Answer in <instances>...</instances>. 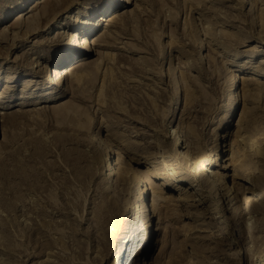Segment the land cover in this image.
I'll return each instance as SVG.
<instances>
[{
	"label": "rangeland",
	"instance_id": "obj_1",
	"mask_svg": "<svg viewBox=\"0 0 264 264\" xmlns=\"http://www.w3.org/2000/svg\"><path fill=\"white\" fill-rule=\"evenodd\" d=\"M21 1L0 0V117L25 115L12 134L0 122V143L9 138L0 148V264H112L120 251L123 262L132 253L134 264H264V158L254 151L264 127V0H115L128 21L117 17L107 31L102 25L96 37L106 31L111 44L98 42L87 55L80 72L87 80L79 88L73 78L45 103L43 92H54L46 57L71 44L69 25L101 0H68L49 29L14 41L41 16L30 13L11 28L20 10L12 3ZM237 70L244 79L228 95L227 78ZM173 83L183 88L179 110ZM173 127L183 141L169 149ZM225 143L231 151L213 170L229 190L213 181L204 197L195 155L213 156ZM150 153L156 161L141 165ZM139 167L148 168L154 188L146 199L160 228L143 257H135L140 194L130 170ZM244 195L252 205L235 218L229 210Z\"/></svg>",
	"mask_w": 264,
	"mask_h": 264
},
{
	"label": "bare ground",
	"instance_id": "obj_2",
	"mask_svg": "<svg viewBox=\"0 0 264 264\" xmlns=\"http://www.w3.org/2000/svg\"><path fill=\"white\" fill-rule=\"evenodd\" d=\"M28 1L29 0H22L19 3L18 2H13L12 3V4H14V8L16 10L17 9L18 10L20 9V10L15 14L14 17H16V18H14V20L12 21V25L10 27L13 28V29L19 28L20 25L22 24L23 20L26 18V16H28V14L30 15V13L34 14V12L39 11L41 16L38 19V21H36V23L34 25L30 26L29 29H27L25 32L21 33V36L20 35H17V36L15 35L13 37L14 41H16L15 39H17L19 37L24 39L28 35H32V34L36 33V31H40L44 24H46L45 26H48L47 28L49 29L50 26H52V24H54L53 22L50 23V21H56L55 17L58 14L57 13V9L58 10H61L63 8L66 9V7H69V4H70L69 2L71 0H69V2H68V0H33L32 3H30L28 6H26V3ZM118 1L121 2V3H124V4H129V3L131 4L133 2V0H118ZM118 1H115V0H101L99 5H95L97 8H95L92 13H90L88 15H84L82 13V15H83L82 19L78 17V18H76L75 22L73 21V24L69 25V32L71 31V34L68 33V35H69V37L70 36L72 37L71 44H69V46L67 48H64V46H63V48H61V50H60V52H61L60 54L55 55V56L46 57V60H47L48 64L53 66V69L51 70V75L48 78H49V83L54 87L53 88L54 92H51V91L43 92V96H45L46 98L43 99L42 102L45 103V102L52 101L53 97H57V96H54L53 93H55L56 91L58 92L61 89H63L64 86H65V83L66 82H70L73 78H75V80H77L75 82V84H73L76 87H79L82 81L87 80V76H83V74L80 73L84 68L88 67L89 64H90L89 60L87 58V55L92 53V51L94 50V46H96L98 42H103L102 45H104V46L105 45L106 46L109 45V44H107L109 42V40H108V34L106 33V31L108 30V28L110 26H112V24H114V22L116 21L115 19L117 17L121 16V18H122V16H123L122 19L124 21L127 20L130 17V14H128V13L126 15H122V12H121L122 9L121 10L119 9V7H122V4H120ZM71 2H73V1H71ZM13 9H11V12H9V14H7V15H11L12 12L15 10V9L14 10ZM50 17H52V18H50ZM117 20H118V18H117ZM58 23L60 25V21ZM58 23H57V25H58ZM59 25H58V27H59ZM102 25H104V28H105L106 31H102L104 33L103 34L101 33V35H99V37H96L98 29L100 27H102ZM121 28H123V30H124L125 27H121ZM121 28H120V30H121ZM61 33L64 34L65 31H63ZM1 34H3V36H5L6 39L8 38V34H5V33H1ZM59 38L60 37H58L57 40H54V42L57 43V44H55V46L56 45L60 46ZM77 41H78V43L76 44ZM74 42H75V45H76L75 49L73 47L74 46ZM44 75H45V73H44ZM243 76H244V73L242 71H240V70L233 71V72H231L229 74V76L227 78V93H228V95H231V92H233V91L235 92V91L238 90L239 84H240V79H242V78L244 79ZM16 81H17L16 78H12L11 80H7V83H16ZM243 81L245 82V80H243ZM173 82H175V81L173 80ZM178 83L175 86H174V83H173V95L175 96V101H177L173 105H176L175 108L179 110L181 108V106H179L180 105L179 104V100H182V89L183 88ZM246 87H248L247 84H246ZM246 87L244 89L246 91H243V92L244 93L248 92L250 94V92H249L250 90L248 88L246 89ZM34 90H36V89H34ZM22 91H26V90L24 89ZM76 92H77V90L73 91V98L77 97ZM225 93H226V91H225ZM248 93H247V95H248ZM0 97H4V96L2 94H0ZM193 98H194V96H193ZM227 99L229 100V98H227ZM36 102L32 101V102L27 103V105L28 104L32 105V104H34ZM24 104H25V102H21L18 105H24ZM9 107H11V106L10 105L7 106L6 109L9 108ZM60 110H59V112L61 113ZM224 110H225V118L223 119V123L222 122L221 123L223 125H227L228 123H230V116H229L230 115V110H229V113L227 112V116H226V109H224ZM63 111H64V107H63ZM172 113L173 112H171V114H169V116H171ZM24 116L25 115L22 112H20V113H16V112L4 113L0 117V122L5 124V126L7 127L6 130H10L11 129L10 131H11V134H12L13 133L12 129H15L17 127L18 119L25 118ZM232 117H234V116H232ZM231 122H233V119L231 120ZM210 125L211 126L218 125V118H216V116L215 117H211ZM0 130H1V128H0ZM12 136H13L12 138H14L15 134L12 135ZM168 137L172 138V140L167 142V143H169L167 148L171 149V148H177V146L180 147L179 144L183 140L180 139V134L175 130L174 127H173V132L171 134H169ZM222 137H224V139L226 138V136H222ZM7 138L2 143H0V148L1 149L2 148H7L6 146L9 143V141H8L9 138H8V140H7ZM12 138H10V143H12V141L15 140V139H12ZM11 139H12V141H11ZM255 144H256V146L254 148L255 149L254 151H255V154H256L257 158L258 159H263L264 158V127L260 128V129H258L256 131V133H255ZM219 146H221L222 148L220 150L219 149L216 150V153L213 152V156L211 154L212 157L209 155L211 158L207 154H204L203 152H202V154H204V155H199V156L197 155V158H196V155H195V159H194L195 161L194 162H195V165H197L196 167L199 168V170L197 172V186H198L197 191H198V193H200L204 197H209L210 196V194H211L210 189H211V185H212L213 181H220V185L221 186H220L219 189H225V190L228 189V188L223 187L225 185V181H223V178H222V180L220 179L221 175H218V173L213 170L214 169L213 167H215L217 165L219 166V165L222 164L223 160L225 159L224 157L226 156L224 154L222 156V153L230 152L231 148H228V146H231V144L228 145V144L225 143V144H219ZM232 150H233V148H232ZM154 158L151 156V153L150 154H143V156L141 157V160H139L140 161L139 163H141V165H142V163L152 164V163H154L156 161V160L154 161ZM188 159H190V158H188ZM107 160H106V163H104L106 166H107V163H108ZM232 160L234 161L235 159H232ZM234 163H236V162H234ZM251 167L252 166H250V165L243 164V162H242L241 166H239V168H242V169H244L246 171L251 170ZM130 168H133V167H130ZM107 170L109 171V173H111L112 167L108 168ZM130 170L132 171V175L133 174L135 175V179H137V184L136 185L139 186L138 189H139V194H140L139 195L140 199L138 200V202L136 204V209H137V212L139 214V219H141V221H140L141 222V224H140L141 225V230H142L141 247L139 248V253L135 257H141V256L143 257L144 255H146L147 253H150L153 250L155 232H158L160 228L158 227V224H153L154 223V219H155L154 218L155 214L152 211L155 208L153 209V206L150 205L151 203H149V201L146 199L147 198V193L150 192L149 186L153 187L152 183L149 181L150 179H148V173L146 172V170H148V168L146 170L144 169L145 171L143 169H140V167L138 169L134 168L133 170L132 169H130ZM108 175H111V174H107V176ZM21 178H22V176H21ZM125 181H126V179H125ZM135 183H136V181H135ZM136 185L134 184V186H136ZM155 193H156V191H155ZM244 193H245V191H244ZM242 197L243 198L240 199L241 201L239 203L235 204L233 206V208L231 210H229V212L235 218H239L240 216L246 214L249 211V209H250V207L252 205L251 201L245 195L242 196ZM241 238H242V236H241ZM220 240H222V239H220ZM253 241L249 242V240H246L245 243H246V245H248L250 243L252 244ZM254 243H256V242H254ZM257 243H258V241H257ZM255 246H258V245L255 244ZM259 247H262V245L259 246ZM258 252H260V251H258ZM258 256H260V255H257V257ZM132 257L133 256H132V253H131V256L129 254V256L126 257V259H125L126 261L123 262L124 261V257H121V251H120V252L117 253L115 258L113 257V260H112L111 263L112 264H134L135 260L133 262ZM136 263H138V262H136Z\"/></svg>",
	"mask_w": 264,
	"mask_h": 264
}]
</instances>
